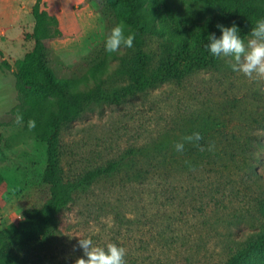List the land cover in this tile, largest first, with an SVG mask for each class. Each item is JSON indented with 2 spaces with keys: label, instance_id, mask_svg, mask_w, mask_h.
Listing matches in <instances>:
<instances>
[{
  "label": "rangeland",
  "instance_id": "374dc122",
  "mask_svg": "<svg viewBox=\"0 0 264 264\" xmlns=\"http://www.w3.org/2000/svg\"><path fill=\"white\" fill-rule=\"evenodd\" d=\"M162 1L179 19L199 24L209 17L203 0ZM35 2L0 0V48L12 66H3L0 57V230L17 225L25 209L42 206L50 196L44 181L48 143L25 121L16 124L14 112L21 104L15 71L35 48L28 38ZM44 2L63 31L46 44L48 66L59 78L78 80L81 89L101 85L107 92L131 84L121 60L126 49L118 56L105 50L112 28L124 24L125 9L107 0ZM146 40V54L154 63L169 56L158 37ZM183 71L180 78L121 105L95 108L63 130L66 176L110 160L123 164L63 212L56 240L42 254L44 264H75L83 254L74 250L80 238L125 248L127 264H223L251 231L261 228L264 78L249 80L233 72L223 57L206 68ZM208 115L224 123L214 148L189 157L185 143L177 152L175 144ZM131 149L139 151L130 155Z\"/></svg>",
  "mask_w": 264,
  "mask_h": 264
},
{
  "label": "trees",
  "instance_id": "16d2710c",
  "mask_svg": "<svg viewBox=\"0 0 264 264\" xmlns=\"http://www.w3.org/2000/svg\"><path fill=\"white\" fill-rule=\"evenodd\" d=\"M107 1L126 10V35L135 33L133 46L124 47L127 52L121 57L126 63V74L131 84L114 92H107L101 85L96 90L89 87L81 89L77 85L78 80L59 78L53 72L46 60V44L63 36L60 21L57 15L49 12L44 0H36L32 7L35 24L28 38L35 41V48L19 62L15 71L21 104L14 112L23 114L26 127L28 120L34 119L36 127L33 130L48 143L44 181L49 186L50 196L42 206L25 209L17 225L0 230V264H44L42 254L48 252L56 240L63 212L79 194L122 168L121 160H110L75 177L66 176L62 164L65 154L62 132L66 127L95 108L121 105L135 95L172 82L182 76L184 68L191 71L215 64L222 57H214L206 45L211 33H215L217 38L221 36L217 25L231 27L235 23L241 37L246 40L256 21L264 18V0H203L204 11L209 17L199 24L173 16L162 0ZM166 35L178 42L174 45ZM149 36L158 37L165 52L169 53L157 64L146 54ZM191 39L195 40L193 45H189ZM107 54L118 56V52ZM0 57L3 66L12 67L1 48ZM223 125L219 117L208 115L199 119L185 134L199 132L203 137L199 143L206 149L209 143L214 144L216 133ZM242 147L244 152L249 150ZM186 148L189 157L207 152L200 151L193 143H188ZM138 151L131 149L129 154L136 155ZM253 159L250 157L246 161L250 164ZM1 180L0 174V183ZM259 211L263 216L261 228L251 231L242 248L223 264H264V197L259 203Z\"/></svg>",
  "mask_w": 264,
  "mask_h": 264
},
{
  "label": "clouds",
  "instance_id": "9594fccd",
  "mask_svg": "<svg viewBox=\"0 0 264 264\" xmlns=\"http://www.w3.org/2000/svg\"><path fill=\"white\" fill-rule=\"evenodd\" d=\"M221 36L217 38L211 33L207 39L209 43L206 48L214 57L228 58V63L233 72L241 73L249 80L264 78V18L258 19L251 29L250 38L245 41L239 29L233 23L231 27L217 25ZM135 40V33L125 34L123 23L112 28L105 41V50L108 53H116L122 47L131 48ZM15 123H24L23 114L17 113ZM27 127L31 130L36 127V121L29 119ZM203 140L199 132L182 138L181 142L175 144L177 152H183L185 143H193L200 151H211L214 148L209 143L207 148L200 145ZM82 250V256L75 260V264H126V249L115 243H107L106 246H97L91 238H80L74 247Z\"/></svg>",
  "mask_w": 264,
  "mask_h": 264
},
{
  "label": "crops",
  "instance_id": "0c3cea01",
  "mask_svg": "<svg viewBox=\"0 0 264 264\" xmlns=\"http://www.w3.org/2000/svg\"><path fill=\"white\" fill-rule=\"evenodd\" d=\"M7 18H8V16H7ZM0 21H3V19H1Z\"/></svg>",
  "mask_w": 264,
  "mask_h": 264
}]
</instances>
